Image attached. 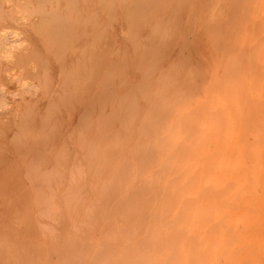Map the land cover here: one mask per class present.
<instances>
[{
  "label": "bare ground",
  "instance_id": "bare-ground-1",
  "mask_svg": "<svg viewBox=\"0 0 264 264\" xmlns=\"http://www.w3.org/2000/svg\"><path fill=\"white\" fill-rule=\"evenodd\" d=\"M7 1L10 3L5 0L6 5L2 6V0H0V60L11 58L10 53L16 47L17 38H19L16 36L18 35L16 27L20 21L28 19V13L33 11L30 9L34 8L28 9L27 5L32 3L29 0ZM83 1L81 3L85 6L88 1L86 0L85 3ZM98 1L102 2V0ZM130 1L121 3L123 9L124 4H128L127 8L131 7L129 11L131 10L130 13H132L133 8L138 7L134 9L137 16L138 10H141L138 4L140 2L135 1L136 3H132L131 6ZM153 2L144 3L150 6ZM60 3L46 5V7H52L50 10L39 8L40 17L47 18V20L44 19L45 22L53 17H61L60 21H64L62 15L65 14L71 23L74 18L73 12L77 14L80 10L77 7L74 10V7L78 5L77 1L65 2V5ZM42 4L40 3L39 6L45 7V4ZM105 4L107 6V2L102 5L107 8ZM109 6L115 7L114 4ZM165 6L161 5L149 18L145 16L147 17L145 26L147 28L150 26L147 34L149 38L146 37L147 40L145 38L144 43L141 40L144 36L139 39L141 44L156 43V49H151L153 46H149L150 50L147 48V56L143 54L146 52L147 44L144 48L140 44L142 48L140 55L143 54L145 57L143 59L145 61L141 58V62L137 60L140 65L138 67L143 66L142 61L145 62L141 73L142 83L140 85L137 82L138 90L141 88L140 107H138L140 113L127 117L123 114L115 115L116 111H114L113 115L105 116L103 129L98 128L99 130L92 136L93 129L98 126L97 118L99 121L103 114L98 115V113L95 119L93 112L90 113V106V108L83 106L81 109L75 106L79 111V118L73 131L68 132L65 139L60 140L59 145L56 142L54 144L52 139L49 143L54 150L47 151L49 154L46 159L48 163L53 161L54 165L48 170L44 169L46 163L43 155L45 157L46 147L49 144L44 146L42 138L53 130L54 132L59 130L63 108L64 110L68 108L65 109L64 101L59 97L58 92H55L58 97L54 96L59 99L54 100L48 97V89L41 90L40 85L28 84L25 80V83L22 80L19 81L29 88L26 89L28 98H20L31 109L27 111L29 122L26 120L24 123L29 124V138L26 139V136H22L24 137L22 140V137L20 138L21 149L15 152L12 162L15 167L12 174L14 180L10 179L11 181L6 183L7 179H4L2 187L4 192H1L2 188L0 190V264H264V0H174L173 13L181 12L185 15L174 18L167 14L161 16ZM99 7L101 11L104 9L100 5ZM89 8L91 9V6ZM148 9L151 10L147 7V11ZM112 11L110 9V12ZM144 15L145 13L138 16L143 18ZM93 17L94 14L92 19ZM33 18L35 19V16ZM87 18H90V15L73 20L86 21ZM95 19L93 24L96 25L99 18L96 21ZM74 21L71 26L79 24L75 25ZM83 21L84 28H81L79 32L82 36L86 34L82 32L85 30ZM40 22L37 26L45 25L47 31L44 30L45 28L39 30L35 25L39 31L34 30L36 28L34 26L32 32L37 31L34 33L37 37L38 32L41 33L40 37L43 35L44 41L47 36L49 38L47 42H50V39L51 42L54 41V33L56 31L61 33V28H58L61 23L60 27L64 25L62 31L65 30L64 33H67L65 21L55 24L56 30L53 29L52 23L48 26L47 22H44V25ZM129 22L134 24L130 20ZM100 23H98L99 26L103 28L99 30V33L106 26ZM22 24L21 26H24ZM30 28L28 26V29ZM127 31L130 30L127 29ZM91 32L87 33L93 35L94 33L91 34ZM128 32L125 29L124 33H121L124 35ZM42 33L49 34L45 36ZM62 33L60 38L65 39L64 44L67 38L69 41L70 38L72 39L70 44L73 39L76 40L75 35L72 38L74 33L68 32L67 35ZM174 34L180 47L176 55L174 54L175 58L171 59L170 56L167 57L169 48L171 50L168 46ZM126 36L128 35H125V40L129 38ZM94 37L92 39L97 41V37H95L96 40ZM150 37L154 39L152 42L149 40ZM60 38L55 39L56 46L54 42L53 45L58 48L68 46V42L63 45ZM99 39L98 42H100ZM134 43L135 41L132 44ZM23 46L27 48L26 44ZM43 46L46 48L44 51L47 48L50 50L49 43L46 46L42 43ZM78 46H81L83 50L82 45L78 44ZM137 47L135 50L139 49ZM51 50L50 52H53L51 56L54 54L56 57V51ZM32 51L34 52L33 48L32 50L30 48L27 54L24 53L29 56ZM24 53H22L23 56H25ZM12 54L16 55L13 52ZM118 54L120 56L119 52ZM54 55L52 58H55ZM82 55L81 53L80 56ZM38 56L39 52L34 59H32L33 56L31 59L37 61L35 65H39L40 62L44 67L47 60L38 62L41 57ZM111 56L116 58L115 54ZM193 56L198 57L199 61L194 62ZM133 58L130 65L135 62V57ZM123 59L120 58L121 63L115 64L123 66L122 63L125 64ZM18 60L16 61L20 62ZM33 61L29 59V62ZM19 64L12 65L14 68L17 67V70L20 68V74L25 72L21 74L25 79L27 65L23 62ZM33 64L30 63L31 67ZM77 64L79 65V62ZM7 65L4 68L2 66L1 74L10 72L9 75H11L12 71L14 72V68L12 70ZM38 65L37 67L40 66ZM20 66L26 69H21ZM107 66L109 73L112 69L110 70L111 67ZM119 66L116 67L119 68L116 70L117 76L120 71L124 79L126 73L122 72L125 70ZM83 67L86 69L87 66ZM134 68L138 71L137 66ZM48 70L50 72V68ZM73 70L75 72V68ZM104 70L107 72L108 69ZM60 72H58L59 76ZM67 72V75H73ZM129 73L131 75V71ZM110 75L112 76V73ZM110 75L108 74L107 77ZM36 76L38 78L37 74ZM36 76L34 75L33 78L35 79ZM5 77L7 76L4 75V81ZM133 77L134 74L132 79L135 78ZM19 79L23 78L19 77ZM63 79L61 77L62 81ZM111 79L109 78V81ZM123 81L118 77V83L121 82L120 85L118 84L119 87L122 86ZM134 84L131 85L132 89ZM59 86L62 85L59 84ZM118 86L116 88H119ZM3 87H0V107H3L4 111H0V121L7 122L5 118L12 116L10 113L18 109L17 107L15 109V106L19 104V100L14 101L16 99L13 93L12 100L14 99L15 106H9L11 101L9 103L6 94L12 89L9 87L10 90L5 93V87ZM7 88L8 86L6 90ZM66 88L68 91V84ZM111 89L114 90V87ZM129 89L127 92L130 91L131 95L132 89ZM40 90L43 93L39 94ZM114 92L111 93L114 95ZM125 94L123 96L119 94V96L124 97ZM101 95H104V92ZM67 97L68 95L63 99L67 100ZM126 98L125 100L129 101V98ZM42 100L45 104L44 109L39 104ZM79 100L82 99L79 98ZM135 102L136 100L132 101L133 105ZM72 104L71 109L74 108ZM120 109L122 112L123 106ZM23 111L26 114V111ZM25 116L24 119L28 118ZM19 117L21 116H18V119ZM116 124L121 131L115 129ZM1 130L3 129L0 128ZM46 136L47 139L50 135ZM11 137L9 138L13 142L14 138L11 139ZM16 139L17 136L14 142L18 140ZM15 144L18 143L15 142ZM50 152L53 154L51 155ZM1 169L4 171V168ZM46 170L49 171L48 177L44 178L42 174L46 175ZM5 174L7 175V172ZM36 180L41 181V186L38 181L37 184L35 183Z\"/></svg>",
  "mask_w": 264,
  "mask_h": 264
},
{
  "label": "rangeland",
  "instance_id": "rangeland-1",
  "mask_svg": "<svg viewBox=\"0 0 264 264\" xmlns=\"http://www.w3.org/2000/svg\"><path fill=\"white\" fill-rule=\"evenodd\" d=\"M29 1H31V2H29V4L31 3V5H27L28 6V9H30L31 7H34V8H32V9H30L29 11L31 12L30 14L28 13V15H29V17H28V19L30 20H28V19H26L25 21H20L19 22V24L17 25V30H16V33L18 34V35H16L17 37L19 36V38H17L18 40H17V43H19V44H17L16 43V47H14L13 48V53H15L16 55H14V54H12V52L10 53V55H12L11 56V58L13 57L15 60H13V58L11 59V58H9V57H7V58H5V59H9V61H7V63H8V65L11 67L10 69H12L13 70V68H14V65H12V64H14L15 63V65L17 64V65H20L19 63L20 62H23L24 64H26L27 65V70L29 71V69H30V74L28 75V71H26V76H25V79H24V77H23V75H21V74H24L25 72H23V73H21L20 74V72H19V70H20V68H19V70H17L18 68L17 67H15L14 68V72L12 71V73H16V74H12L11 73V75H14V77L12 76L11 77V75H9L10 74V72L9 73H7V72H5V70L6 69H8V68H6L5 70H4V75L5 76H7V78H6V80L4 81V75L3 74H1L3 71H1V68H2V66H3V68H4V66L5 65H7V63H6V61H5V59L3 60V59H1L0 60V64H1V66H0V75L3 77H1L0 76V87H2V86H4L5 87V89H4V91H6L5 93H7L9 90H10V88L12 89V91L10 90L9 91V93H7L6 94V98L8 99V101H9V103H10V101H11V104L9 105V106H12V107H14L15 106V102L14 101H17V100H19L18 102H19V104H16L17 106H15V109H17L18 110V112H17V110L16 111H14V113H15V115L17 116V117H14L15 115H14V113H13V111H12V113H10L12 116H9V118L8 117H6L5 119H7V122H5V120H3V121H0V128L1 129H3V130H1L0 131V148H1V150H0V155H2V156H0V159H1V161H2V164H1V161H0V178H1V184H0V190H1V188L3 187V181H4V179L6 180V183H8V182H10L12 179L14 180V176L12 175V174H14L13 173V171L15 170V167H14V164H12V162H13V159H14V157H15V155H16V153L15 152H18V150L19 149H21V146H19V145H22V143H20V141L22 140V139H24V137H22V136H26L25 138L27 139V137L29 138V124L27 125V123L26 124H24L25 123V121L27 120V122H29V114H27L28 112H29V110H31V109H29L30 107H27L26 105L27 104H25L26 102H22L21 101V99L20 98H24V97H26V98H28V96H27V94L28 93H26V89L28 88V86H26V84H24L25 83V81H27V83L28 84H30V83H34L35 85L37 84L38 86L40 85V87H39V89H41V90H43V89H48L47 91H48V97L50 96V97H52V98H54V100H57V99H59V98H55V96L56 97H58V94L56 95V93L55 92H58L59 93V97L64 101V106H65V109L66 108H68V109H66V110H64V108H63V112H62V122H63V124H62V122H61V125L60 126H58V131H56V132H54V130L53 131H51V132H49L48 134H47V136L48 135H50V136H48V138L46 139L45 138V136H46V134H45V136L43 135V138H42V143L44 144V146H46V145H48L49 143H51V139L54 141V144H55V142L57 143V145H59V142H60V140L63 138V140L65 139V135H68L69 133H71L72 131H73V128L76 126L75 124L77 123V121H78V118H79V111L77 110V108L76 107H80V109L81 108H83V106L85 107V108H87V107H91V109H89L91 112L90 113H92L93 115H94V118L96 119V115L98 114V115H100V114H103L100 118H99V121H98V118H97V123H98V126H100L101 125V127H96L95 129H93V133H92V136L99 130V129H103V123H104V118H105V116L106 117H108V116H110V115H113L114 113V111H116L115 112V115H119V116H122V114L123 115H125V116H131V115H135V114H138V113H140V108H138V107H140V105H139V103H140V94L141 93H139V91H141V88H139V90H138V85H137V82H138V84H140L141 85V81H142V69L144 68V64H145V62H143V61H145V60H143V59H145V57L144 56H147L146 54H147V48H149L148 50H150V47L151 46H153V48H151V49H156V43H154V42H152L154 39L153 38H151L150 37V41L152 42V43H146V41H145V43L147 44H141L140 42H141V40H143L142 42L144 43V39L146 38V37H148L147 36V34H148V32L150 31L149 30V27L147 28L145 25H146V19H147V17H145L146 15L148 16V18L150 17V16H152V15H154L155 14V12L158 10V8L161 6V5H166L165 6V11H164V13H161V16L163 15V14H167V15H169V17H180V15H181V17H184L185 15H184V13H182L181 14V12L180 13H178L177 14V12L174 14L173 13V11H172V5H174V0H157V2H156V0H151V1H154L152 4L153 5H150V6H146V4H150V0L148 1V0H144V2H146V4L144 3V2H142V0H135L136 2H140V3H138L139 4V7H140V9L143 11V12H141V10H138L139 12H137V13H139V14H137V16L138 15H142L143 13H145V15H144V17L143 18H145L144 20H143V18L140 16H138L139 17V19H137L138 17L137 16H135L136 14H135V10L136 9H138V7H135V6H133V7H135V8H133V10L132 11H134V12H132V13H130L131 12V10L129 11V9L131 8V7H129V8H127L129 5L128 4H124V7L125 8H127V9H125V11H124V9H123V6H122V4L121 3H124V2H126L127 0H122V2H121V0H119V1H117V0H112V1H109V0H102V4L104 5V3H106L107 2V6H106V4H105V6L107 7V8H104L103 7V5L101 4V3H99V1L98 0H87L88 2H86V0H84L83 1V3H85L86 2V5L85 6H83V4L81 3V1L80 0H76L77 1V6H75L74 7V10H75V8L77 7V8H79L80 10H78L79 11V13H77V14H75V12H73V19H82V18H86V17H88L89 15H90V18H87V20L89 19L90 20V22H89V20L87 21H83V20H78L77 22L76 21H74L73 19H72V22L71 23H73V21L74 22H76L75 23V25L77 24V23H79L78 25H76V26H71V23H70V19L69 18H67L66 16H65V14H63L62 15V17L65 19L64 21H65V28H66V31H67V33L69 32V34L71 33H74V34H72L73 36H72V38L74 37V35H75V38H76V40H74L73 39V41H75L74 43H72L71 42V44H70V41L72 40L71 38H70V41L68 40V38H67V40H66V42H65V44H64V41H65V39L63 38V40L60 38V34L62 33V35L63 34H66L67 35V33H64V31H62L63 29H64V25L62 26L63 27V29H62V27H60V25L62 24H60V25H58L59 24V22H64L63 20H61L60 21V19H61V17H56V18H58V19H56L55 17H53L51 20H52V22H50L51 20L50 19H48L49 21H46L47 23H48V26H50V23H52V27H53V29H55L56 30V28H57V25H58V28L60 29L61 28V30H60V32L61 33H58L57 31L54 33V38H53V42H54V45L56 46V44H55V39H57L58 37L60 38V40L62 41L61 43L63 44V45H66V43H67V45L68 46H65V48H58V46L57 47H55L54 45H53V42H51V39H50V42H47L48 40H49V38H48V34L49 33H47L46 35L44 34V33H46V32H44V33H42V34H44L45 36H47V39H46V41H44L43 39H42V37H43V35H42V37H40V35H41V33L39 34V32H38V37L34 34V33H36L37 31H35V32H32L33 30V28H34V26L36 25L37 26V24L40 22V23H43L42 25H44L46 22L44 21V19H46L47 20V18H45L44 17V19L42 18V17H40V13H38V9L39 8H41L40 10H42V9H49L50 10V8H52V7H50L49 8V6H51L52 5V3H54V4H57L58 2H61L60 4L61 5H65V2H73V0H29ZM42 1V2H41ZM46 1V2H45ZM58 1V2H57ZM96 1V2H95ZM129 1L130 0H128V3H129ZM134 1V2H135ZM6 2H9V1H7L6 0ZM6 2H5V0H2V6H3V4L4 5H6ZM48 2V3H47ZM56 2V3H55ZM79 2V3H78ZM110 2V3H109ZM117 2H119L118 4H117ZM131 3H130V5L132 6V3L133 4H135L133 1H130ZM149 2V3H148ZM10 3V2H9ZM37 3V4H36ZM42 4V5H44L45 7H43L42 8V6H39V4ZM99 3V4H98ZM76 4V3H75ZM97 4V5H96ZM110 4H114L115 5V7L114 6H112V7H108V5H110ZM121 5V7H120V5ZM37 5H38V7H37ZM46 5H49V6H47L46 7ZM81 5V6H80ZM99 5L100 6H102L101 8H104L102 11H101V9H100V7H99ZM117 5H119V7L117 6ZM128 5V6H127ZM142 5H145V6H142ZM84 8H83V7ZM91 6V9L89 8V7ZM98 6V7H97ZM138 6V5H137ZM155 6V7H154ZM87 9H86V8ZM147 7L148 8H151V10L150 9H148V11H147ZM120 8H122V10L120 11ZM83 11H82V10ZM96 9H97V11H96ZM98 9H100V10H98ZM106 9H109V11H105ZM110 9L111 10H113L112 12H110ZM135 9V10H134ZM85 10V11H84ZM82 11V12H81ZM105 11V12H104ZM110 12V13H109ZM83 15H82V14ZM98 13V15H96ZM125 13V15H123ZM57 14H61V13H57ZM94 14V17H96V16H99L98 18H94L93 17V19H95V21L98 19L99 21H98V23H100L101 21H103V23H100V25H102V26H104V24L106 25L105 27H104V30H102V34L101 33H99L100 31H101V29L103 28H101L100 26H99V24L96 22V25L95 24H93V19H92V15ZM100 14V15H99ZM149 14V15H148ZM177 14V15H176ZM39 15V16H38ZM106 15H108V17H110V18H108V17H106ZM128 16V18H129V20L132 22V23H134V24H131L130 22H129V20H128V18H127V16ZM183 15V16H182ZM33 16H35V19L33 18ZM60 16V15H59ZM80 16H81V18H80ZM133 16V17H132ZM40 17V18H39ZM123 17H126L125 19L123 18ZM132 17V18H131ZM135 17V18H134ZM31 18V19H30ZM117 18V19H116ZM112 19H116V20H112ZM127 19V20H126ZM33 20V23H31V21ZM34 20H38L39 22L38 23H36L37 21H35L34 22ZM69 20V21H68ZM82 21L84 22V24H85V30H83L82 32H86V34H84L83 36L79 33L80 32V30H81V28H84L83 27V23H82ZM94 21V22H95ZM143 21H144V25H143ZM21 22H25L24 24H22ZM28 22V23H27ZM45 22V23H44ZM129 22V23H128ZM138 22V23H137ZM26 23H27V26L25 27V25H26ZM58 23V24H57ZM90 23V24H89ZM135 23H136V25H135ZM21 24L22 25H24V26H21ZM55 24H57V25H55ZM64 24V23H63ZM130 25V26H127V25ZM141 24V25H140ZM20 25V26H19ZM47 25V24H46ZM71 26V27H76V28H71V27H69V26ZM74 25V24H73ZM93 25H95V26H97V27H99V29L96 27L95 28V26H93L94 27V29H93V27L92 26ZM112 26V27H110V26ZM28 26L29 27H31L30 29H28ZM35 26V27H36ZM40 26V27H39ZM39 26H37L38 28H39V30H42V29H44V30H46V27L47 26H45L44 25V27L43 26H41V25H39ZM55 26H56V28H55ZM127 26V27H126ZM133 26V27H132ZM143 26H145V27H143ZM151 26H154V25H151ZM24 29H22V28ZM36 27V28H37ZM129 27V28H128ZM36 28H34V30H38V28L36 29ZM68 28V29H67ZM111 28V29H110ZM131 28V29H130ZM27 29V31H25ZM70 29V30H69ZM75 29H77V30H75ZM92 29V30H91ZM98 29V30H97ZM125 29H126V32H128L127 31V29H129L130 31L128 32V33H125L124 35L121 33V32H123L124 33V31H125ZM22 30H23V32H22ZM29 30H30V32H29ZM38 30V31H39ZM100 30V31H99ZM18 31V32H17ZM47 31V30H46ZM75 31V32H74ZM91 31H94L93 33L91 32ZM120 31V32H119ZM140 31V32H139ZM42 32V31H41ZM87 32H91V34H93V35H90V34H88ZM129 33H131V35H132V37H130L131 35H129ZM23 34V35H22ZM69 34H68V36H69ZM99 34H101L100 36H99ZM122 34V35H121ZM25 35V36H24ZM90 35V36H89ZM96 35H98V37H101L100 39L96 36ZM125 35H128V36H126V38H128L127 40H125ZM133 35H134V39H136V40H134L133 39ZM21 36V37H20ZM51 36H53V35H51ZM68 36H66V37H68ZM97 37V41H94L92 38L93 37ZM144 36V38L143 39H141V37H143ZM69 37H71V36H69ZM94 37V38H95ZM22 38V39H21ZM27 40H26V39ZM45 38V37H44ZM121 38H122V40H121ZM124 38V39H123ZM149 38V37H148ZM34 39V40H33ZM81 39V40H80ZM98 39H99V41L100 42H98ZM132 41H131V40ZM139 39H141V40H139ZM25 41V42H21V41ZM60 40L58 41L57 40V42H60ZM79 40V41H78ZM84 42H83V41ZM91 40H93V43H91ZM95 40H96V38H95ZM129 40V41H128ZM146 40H147V38H146ZM40 41H42V42H40ZM122 41V42H121ZM124 41V42H123ZM128 41V42H127ZM135 41V43L134 44H132L133 42ZM140 41V42H139ZM149 41V42H150ZM27 42V43H26ZM47 42V43H46ZM81 42V43H80ZM83 42V43H82ZM132 42V43H131ZM139 43V45H137L138 43ZM148 42V41H147ZM177 41H176V35L174 34V37H172L171 38V40H170V46H168V47H171V50H170V48H169V54L167 55V57H169L170 56V58L171 59H174L175 58V55H176V53L178 52V50H179V47H178V42L176 43ZM42 43H43V45H45L46 46V44H48L49 43V45H50V50L53 48V50H51V51H56V57H55V55H54V57L55 58H52L53 57V55L51 56V54L53 53V52H50V50H48L49 48H47V50L46 51H44V49H46L44 46V48L42 47ZM89 43V44H88ZM91 43V44H90ZM96 43H97V47H96ZM105 43V44H104ZM124 43H125V45H124ZM24 44H26L27 45V48H26V46H23ZM31 44V45H30ZM72 44L74 45V46H72ZM78 44L79 45H82V48H83V50L81 49V46H78ZM93 44V45H92ZM127 44V45H126ZM143 45V48H144V45H146V49H145V53H143L144 54V56H143V54L142 55H140V53H141V51H142V48H141V45ZM149 44V45H148ZM153 44V45H152ZM57 45H60V44H57ZM77 45V46H76ZM86 45H88V47L86 46ZM103 45H106V46H103ZM131 45V46H130ZM139 46V47H137V46ZM76 46V49L74 48ZM84 46V47H83ZM137 48H139L138 50H135V48L136 47ZM150 46V47H149ZM17 47H19L18 49H17ZM20 47H21V49H20ZM23 47H25V48H23ZM52 47V48H51ZM60 47V46H59ZM99 47V48H98ZM110 47V48H109ZM117 47V48H116ZM15 48H16V50H15ZM31 48V50H32V48H33V50H34V54L32 55L31 53L29 54V56L28 55H25V53L27 54V52H29V49ZM74 48V49H73ZM95 48V49H94ZM131 48H133V49H131ZM26 49H28V51L26 50ZM60 49H63V50H60ZM81 49V50H80ZM88 49H89V53H88ZM94 49V50H93ZM122 51H121V50ZM129 51H128V50ZM24 50V51H23ZM78 50V51H77ZM115 50V51H114ZM134 50L136 51V53L134 52ZM23 51V52H22ZM44 51V52H43ZM47 51H48V53H47ZM83 51V52H82ZM113 51H114V53H113ZM121 51V52H120ZM131 51V52H130ZM144 51V50H143ZM171 51H173V52H171ZM25 52V53H24ZM38 52H39V56H41L40 57V59H38V62H39V60L41 61V62H45V60H47L45 63H44V67H42V65L40 64V62H39V65L38 64H36L35 65V63H37V61L36 60H34V61H36V62H34L32 59H34L35 57V55L36 54H38ZM46 52V53H45ZM79 52H81L83 55L82 56H80L81 55V53H79ZM86 52V53H85ZM101 52V53H100ZM117 52H119L120 53V56H119V54L117 55ZM127 52V53H126ZM128 52H130V54H131V56H130V54L128 53ZM22 53H24V55L25 56H23V54L21 55ZM43 53V54H42ZM64 53H65V55H64ZM133 53H134V55H133ZM47 54V55H46ZM111 54L112 55H114L115 54V56H116V58L114 59V57L113 56H111ZM129 54V55H128ZM175 54V55H174ZM30 55H32L31 57H32V59H31V57H30ZM43 55H44V58H43ZM92 55V56H91ZM99 55V56H98ZM126 55V56H125ZM139 55H140V57H139ZM38 56V57H39ZM61 56V57H60ZM69 56V58H67ZM78 56V57H77ZM130 56V57H129ZM133 56L135 57V62H136V64H135V62H133V64H131L130 65V61H132L131 59L133 58ZM19 57H21L20 59H19ZM77 57V58H76ZM102 57V58H101ZM113 57V58H112ZM118 57V58H117ZM125 57V58H124ZM143 57V58H142ZM36 58H37V56H36ZM88 58V59H87ZM90 58V59H89ZM98 58V60L96 61V59ZM120 58H124L123 59V61H125V64H126V66H127V69L129 70H127L126 69V66H125V64H124V62L122 63L123 64V66H119L118 64L116 65L115 63L116 62H120ZM128 58V59H127ZM140 58H141V60H143L142 61V67H138V59H139V61H140ZM20 60V62H17L16 60ZM22 59V60H21ZM25 59V60H24ZM29 59H30V61H33V62H29ZM45 59V60H44ZM53 59H54V61H53ZM111 59V61H112V64L114 65V66H112V64H110L111 63V61L109 62V60ZM112 59H114V60H112ZM134 59V58H133ZM12 60V61H11ZM18 60V61H19ZM75 60H77L78 62H79V65L77 64L78 62L77 61H75ZM91 61V62H88V61ZM193 60H194V62H196V61H199V59H198V57H196V56H193ZM2 61V62H1ZM11 61V62H10ZM58 61H60V62H58ZM71 61V62H70ZM122 61V60H121ZM70 62V64L68 65V63ZM76 62V63H75ZM97 62V63H96ZM103 62V63H102ZM141 62V61H140ZM4 63V64H3ZM30 63H34L33 65H32V67H31V65H30ZM85 63V64H84ZM89 63V64H88ZM121 63V62H120ZM132 63V62H131ZM144 63V64H143ZM24 64H21V65H23L24 66ZM43 64V63H42ZM135 64V65H134ZM7 65V66H8ZM37 65L39 66V67H37ZM58 65V66H57ZM93 65V66H92ZM96 65V66H95ZM108 65V66H107ZM116 65V66H115ZM132 65H134V66H137V70L138 71H136V70H134L135 68H134V66L133 67H131ZM69 66H71L70 67V69L68 70V68H69ZM78 66V67H77ZM83 66H87V67H85L86 69H83L84 67ZM94 66H95V69H94ZM105 66V67H104ZM106 66L107 67H111L110 68V70L112 69V71L111 72H109L108 73V71H109V68H106ZM117 66H119V67H122L125 71L124 72H122V70H121V72L123 73V74H125V76H124V79H123V76L120 74V71H119V74H118V76H117V71L116 70H119V68H116ZM140 66V65H139ZM21 67V66H20ZM38 69H37V68ZM75 68V72H74V70L72 71V69L73 68ZM83 67V68H82ZM101 67V68H100ZM24 67H21V69H23ZM26 68H24V69H26ZM32 68H34V69H32ZM36 68V69H35ZM47 68V69H46ZM50 68V72H49V69ZM60 68V69H59ZM91 68V69H90ZM134 68V69H133ZM141 68V69H140ZM10 69H8V71H10ZM67 70L68 72H70V73H73V75L72 74H70V75H67L66 74V72L67 71H62V70ZM97 69V70H96ZM104 69H108V70H106L107 72H105V70ZM115 69V70H114ZM132 69V70H131ZM3 70V69H2ZM43 70V71H42ZM44 70H46L45 72L46 73H48V74H46L45 72H44ZM80 70V71H79ZM83 70H85L84 72H83ZM90 70V71H89ZM128 71V73L131 71V75H130V73L128 74L127 73V71ZM61 71V72H60ZM97 71V72H96ZM99 71H100V73H99ZM44 72V73H43ZM58 72H60V76H59V74H58ZM67 72V73H68ZM81 72V73H80ZM89 72V73H88ZM93 72V73H92ZM113 72H115L114 74H113ZM7 73V74H6ZM33 73H34V75L36 76V74L38 75V78H37V76H36V78L34 79L33 78ZM49 73H51L50 75H49ZM63 73V74H62ZM75 73V74H74ZM99 73V74H98ZM110 73H112V76L110 75ZM69 74V73H68ZM93 74V75H92ZM108 74L111 76H109V77H107L108 76ZM116 74V75H115ZM134 74V79H132V75ZM9 75V76H8ZM16 75V76H15ZM20 75V76H19ZM28 75V76H27ZM44 75H45V78H44ZM77 75V76H76ZM85 75H86V77H85ZM89 75V76H88ZM106 75V76H105ZM119 75H121V76H119ZM128 75V76H127ZM17 76H18V78H17ZM79 76H81V77H79ZM127 76V77H126ZM9 77H10V79H9ZM19 77L20 78H23V79H19ZM61 77H62V79H63V81L65 82V84H66V87H67V84H68V91H67V88L65 87L64 88V86H65V84H64V82L61 80ZM65 77H68V78H66L65 79ZM74 77V78H73ZM90 77H91V79H90ZM106 77V78H105ZM118 77L119 78H121V81H123V80H125V82L123 81V84H122V86H120V87H122V88H120L119 86H118V84L120 85V83L121 82H119L118 83ZM43 78H44V80H43ZM109 78L111 79L110 81H109ZM141 78V79H140ZM9 79V80H8ZM12 79H14L16 82H11V81H14V80H12ZM34 79V80H33ZM76 79V80H75ZM90 79V80H89ZM106 79H108V81L106 80ZM11 80V81H10ZM20 80H22V81H24V83L23 82H19ZM31 82H30V81ZM36 80L38 81V82H36ZM59 80V81H58ZM78 80V82H76ZM82 80V81H81ZM87 80V81H86ZM140 82H139V81ZM7 81H10V82H7ZM33 81V82H32ZM43 81V82H42ZM49 81H51V83L49 82ZM58 81V82H57ZM85 81V82H84ZM120 81V80H119ZM5 82H6V85H5ZM48 82V83H47ZM57 82V83H56ZM103 82V83H102ZM114 82V83H113ZM7 83H8V85H7ZM10 83V84H9ZM14 85H12V84ZM22 84V85H20V84ZM41 83H43V85H44V87H43V85L41 84ZM55 83V84H54ZM61 84L62 86L60 87L59 86V84ZM98 83V84H97ZM107 83H108V87H107ZM133 83H135L134 84V88L132 89V87H131V85H133ZM18 84V85H17ZM24 84V85H23ZM57 84V85H56ZM63 84H64V86H63ZM72 86H71V85ZM79 85V87L77 86V85ZM84 84H85V86H84ZM88 84V85H87ZM103 84H104V86H103ZM124 84H126V86L124 85ZM128 84V85H127ZM83 85V86H82ZM115 85V86H114ZM6 86H8V90H6ZM26 87L25 89L24 88H21V87ZM49 86V87H48ZM55 86V87H54ZM58 86H59V88H58ZM77 86V87H76ZM119 87V88H116V87ZM3 87V88H4ZM10 87V88H9ZM16 87V88H15ZM64 89H63V88ZM72 87H73V89H72ZM75 87V88H74ZM80 87H81V89H80ZM85 87V88H84ZM103 87H104V89H103ZM114 87V90L113 89H111V88H113ZM131 87V89H129ZM15 90H14V89ZM54 88V89H53ZM116 88V89H115ZM137 88V89H136ZM18 91H17V90ZM29 89V88H28ZM31 89V88H30ZM62 89V90H61ZM108 89H109V91H108ZM127 89V90H126ZM128 89L129 90H131V95L129 94V92H127L128 91ZM40 90V92L38 91V93L40 94V93H43V91H41ZM65 90V91H64ZM71 90V91H70ZM72 90H74V91H72ZM80 90H81V92H80ZM84 90L86 91V92H84ZM112 90V91H111ZM124 90V91H123ZM14 91V92H13ZM15 91H17V93L15 92ZM113 91H115L114 93V95L112 94L113 93ZM116 91H118V92H116ZM138 91V92H137ZM18 92H20V94L18 93ZM51 92H53V93H51ZM68 92V93H67ZM71 92V93H70ZM100 92V93H99ZM104 92V95H101V93H103ZM112 92V93H111ZM135 92H136V94H135ZM13 93H14V99H16V100H12V98H13ZM55 93V94H54ZM66 93H67V95H68V99L67 100H64L65 98H66ZM74 93V94H73ZM107 95H106V94ZM124 93H128L129 95L127 96L126 94L124 95V97H121V96H119V94L120 95H122L123 96V94ZM10 94H11V96H10ZM20 96H19V95ZM52 94V95H51ZM79 94V95H78ZM55 95V96H54ZM91 95V96H90ZM94 95V96H93ZM114 97V99L111 97ZM134 95V96H133ZM9 96V97H8ZM19 96V97H18ZM74 96V97H73ZM79 96V97H78ZM81 96V97H80ZM106 96H108L107 97V99H106ZM126 96H127V98H129V101H127V100H125V98H126ZM131 96V97H130ZM135 96H137L136 98H135ZM10 97H11V100H10ZM63 97H65L64 99H63ZM73 97V98H72ZM84 97V98H83ZM89 97H90V99H89ZM105 97V98H104ZM119 97H121L120 98V100L121 99H124V100H118V98ZM75 98V99H74ZM79 98L80 99H82L81 101L79 100ZM93 100H92V99ZM99 98V99H98ZM110 98H112L111 100H110ZM126 98V99H127ZM134 98V99H133ZM138 98V99H137ZM95 99H97V100H95ZM77 100H79L80 102H79V104H77ZM102 100V101H101ZM107 100V101H106ZM134 100H136V102H135V105H133L134 103H132V101H134ZM67 101V102H66ZM69 101L71 102V103H73L72 105L74 106V108L73 109H71V103H69ZM112 101V102H111ZM122 101H124L125 103H123ZM17 102V103H18ZM90 102V103H89ZM96 102H99V103H96ZM102 102H103V104H102ZM107 102H110L111 103V105H110V103H107ZM119 102V103H118ZM89 103V104H88ZM93 103V104H92ZM124 104V105H122V104ZM128 103L130 104L129 106H128ZM14 104V105H13ZM25 104V105H24ZM40 106L43 108L44 107V102H43V100L42 101H40ZM68 104V105H67ZM90 104H92V106L90 105ZM99 104H100V106H99ZM119 104V105H118ZM88 105V106H87ZM113 105H114V107H113ZM138 105V106H137ZM76 106V107H75ZM121 106V107H120ZM122 106H123V111L121 112V110L122 109H120L119 110V108H122ZM128 106V107H127ZM134 108H133V107ZM17 107V108H16ZM89 107V108H90ZM99 107H101V108H99ZM110 107V108H109ZM132 107V108H131ZM137 107V108H136ZM3 108V107H2ZM1 107H0V111H4L3 109H2ZM76 108V109H75ZM99 108V109H98ZM125 108H127V109H125ZM131 108V109H130ZM14 109V110H15ZM44 109V108H43ZM102 111H101V110ZM104 109V110H103ZM113 109V110H112ZM125 109V110H124ZM23 110H25L26 111V114L24 113V111ZM109 110H111V111H109ZM134 110L137 112H134ZM138 110V111H137ZM28 111V112H27ZM65 111H66V113H65ZM100 111V112H99ZM120 111V112H119ZM125 111V112H124ZM132 111V112H131ZM102 112V113H101ZM110 112H112V114L110 113ZM131 112V113H130ZM134 112V113H133ZM17 113V114H16ZM20 113H21V115H20ZM133 113V114H132ZM130 114V115H129ZM7 115H9V113L7 114ZM26 115V116H25ZM98 115H97V117H98ZM18 116H21V117H19V119H18ZM25 116V118L26 117H28V118H26V119H24L23 117ZM23 118V119H22ZM14 119H16V120H14ZM100 119H101V121H100ZM1 120V119H0ZM14 120V121H13ZM5 122V123H4ZM9 122V123H8ZM17 122V123H16ZM23 122V123H22ZM14 123V124H13ZM69 123V124H68ZM138 123V122H137ZM7 124V125H6ZM17 124H18V126H23V128H17L18 126H17ZM9 125V126H8ZM24 125H26V127L24 126ZM11 127V128H10ZM60 127V128H59ZM114 127H115V129L116 130H120L121 131V129H119V125L118 124H116V125H114ZM138 127V126H137ZM99 128V129H98ZM18 129H19V131H21L20 133H19V131H18ZM11 130V131H10ZM4 131V132H3ZM14 132V133H13ZM69 132V133H68ZM123 132V131H122ZM15 133H17V135L15 134ZM25 133V134H24ZM51 133H52V136H51ZM124 133V132H123ZM13 134V135H12ZM15 134V135H14ZM20 135V137L18 138V136ZM53 135H54V139H53ZM56 135V136H55ZM12 136V137H11ZM15 136H17V141H15L16 143H18L17 145L15 144V142H14V139H15ZM46 136V137H47ZM9 137H11V139H13V142H12V140H10V138ZM22 137V138H21ZM20 138H21V140H20ZM46 139V140H45ZM20 140V141H19ZM46 144H45V143ZM14 147H13V146ZM41 146H42V144H41ZM49 147V148H48ZM51 147V148H50ZM14 148H15V150H14ZM42 148H43V146H42ZM3 149V150H2ZM49 150H54V147H52V146H50V144L46 147V152L47 151H49ZM51 153V155L53 154L52 152H50ZM49 154V152H47V153H45V157H44V155H43V159L45 160V163H46V168H44V169H49L50 167L52 168V166L54 165V162L53 161H50L49 163L47 162V159H46V156ZM3 158H4V160H3ZM5 159H6V161H5ZM8 162H10V163H8ZM3 164H4V166H6V165H8V167L6 166V167H4L3 166ZM9 164H10V167H9ZM1 168H4V171H2L3 169H1ZM5 169H7V171L5 170ZM9 169V170H8ZM46 170V175L45 174H42V176L44 177V178H46V177H48V173L47 172H49V171H47ZM11 171V172H10ZM7 172V175L5 174ZM4 173V174H3ZM9 175H11L10 177H9ZM11 179V180H10ZM39 182V185L41 184V181H39V180H36V184ZM35 184V185H36ZM39 185H36V186H39ZM41 186V185H40ZM2 193L4 192V190H3V188H2V191H1ZM33 192V191H32ZM41 192V191H40ZM43 192V191H42Z\"/></svg>",
  "mask_w": 264,
  "mask_h": 264
}]
</instances>
